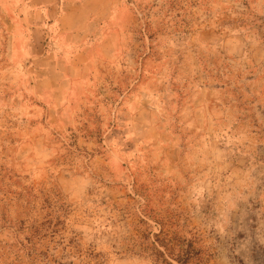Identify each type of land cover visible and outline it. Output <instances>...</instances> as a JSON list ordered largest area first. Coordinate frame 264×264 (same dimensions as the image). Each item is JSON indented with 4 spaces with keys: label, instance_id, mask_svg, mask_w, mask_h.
I'll use <instances>...</instances> for the list:
<instances>
[{
    "label": "rangeland",
    "instance_id": "obj_1",
    "mask_svg": "<svg viewBox=\"0 0 264 264\" xmlns=\"http://www.w3.org/2000/svg\"><path fill=\"white\" fill-rule=\"evenodd\" d=\"M0 264H264V0H0Z\"/></svg>",
    "mask_w": 264,
    "mask_h": 264
}]
</instances>
